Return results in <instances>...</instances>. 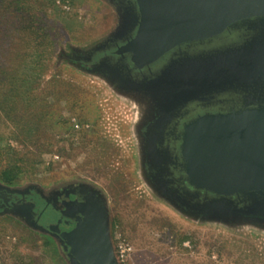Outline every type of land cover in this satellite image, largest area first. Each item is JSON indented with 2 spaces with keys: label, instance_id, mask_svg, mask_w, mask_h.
I'll return each mask as SVG.
<instances>
[{
  "label": "rangeland",
  "instance_id": "374dc122",
  "mask_svg": "<svg viewBox=\"0 0 264 264\" xmlns=\"http://www.w3.org/2000/svg\"><path fill=\"white\" fill-rule=\"evenodd\" d=\"M13 3L0 0V49L9 35L6 48L24 56L11 69L23 79L11 80L9 97L11 81L0 82V264H73L63 243L32 220L30 205L11 203L29 192L61 206L64 197H88L89 211L104 217L117 264H264V215L194 209L152 162L144 115L153 107L140 97L158 92L87 64L123 32L121 7L114 0H27L23 26ZM32 22L21 40L18 32ZM36 31L44 33L32 43ZM189 77L170 85L171 93L188 99ZM14 165L17 175L9 172Z\"/></svg>",
  "mask_w": 264,
  "mask_h": 264
},
{
  "label": "water",
  "instance_id": "95a60500",
  "mask_svg": "<svg viewBox=\"0 0 264 264\" xmlns=\"http://www.w3.org/2000/svg\"><path fill=\"white\" fill-rule=\"evenodd\" d=\"M139 7L143 34L128 50L139 68L185 44L239 42L183 61L189 65L181 70L193 79L191 101L229 91L238 96L202 102L181 118L180 145L165 176L194 209L264 215V0H140ZM146 43L150 49L141 52ZM203 68L207 72L198 74ZM81 223L64 236L72 263L117 264L104 217L89 211Z\"/></svg>",
  "mask_w": 264,
  "mask_h": 264
},
{
  "label": "flooded vegetation",
  "instance_id": "af4514ba",
  "mask_svg": "<svg viewBox=\"0 0 264 264\" xmlns=\"http://www.w3.org/2000/svg\"><path fill=\"white\" fill-rule=\"evenodd\" d=\"M125 13L124 15V29L123 32L108 43L107 46L96 51L87 60L89 67H104L107 70H112L119 75V79L123 83L137 84L142 90L154 88L158 93H145L141 95L140 99L150 104L146 105V108L150 106L149 113H145L144 121L146 124H150L147 129L149 133V148L152 162L158 163L162 166V169L168 167L172 162V151L175 152L180 145V129L183 120L181 118L187 114L192 108L206 104V101H215L212 99H226V97H215L212 99L200 101H191L181 97L178 93L172 94L173 84H178L182 81V75L184 76L188 71H182L181 65L187 66L189 63H183L185 60L194 58H204L209 56L211 52L216 48L228 49L233 45V41L230 40H216L205 43H192L185 44L180 49L170 52L163 56L158 62L147 68H139L132 61V54L128 52L130 44L138 38L139 33H142L144 25L142 23V14L140 10V0H114ZM147 38V37H146ZM148 48H141V52H146L150 49V44L146 43ZM145 46V47H146ZM183 63V64H182ZM176 66V68L169 69ZM204 67V65L202 64ZM189 74V73H188ZM169 85V86H168ZM140 88V89H141ZM180 89V88H178ZM159 91H161L159 93ZM162 91H164L162 93ZM188 98V97H187ZM162 100L161 117H158V101ZM143 121V122H144ZM180 122V124L178 123ZM178 123V124H177ZM148 126V125H146ZM147 128V127H146ZM156 160V161H155ZM162 170V171H163ZM168 181L169 177L164 176ZM169 188H175V185L168 184ZM11 203L22 205H30L32 207V220L45 231L54 235L63 246H65L64 236H69L73 233L82 221L86 218L87 212H89L91 200L78 193L73 194L70 197H64L62 206L56 205L55 202L45 199L36 192H29L25 195H16L11 197ZM10 198V199H11ZM55 228V229H54ZM68 256V253H66Z\"/></svg>",
  "mask_w": 264,
  "mask_h": 264
},
{
  "label": "trees",
  "instance_id": "16d2710c",
  "mask_svg": "<svg viewBox=\"0 0 264 264\" xmlns=\"http://www.w3.org/2000/svg\"><path fill=\"white\" fill-rule=\"evenodd\" d=\"M12 6L13 7H11V10L13 11V13L17 14V20H19L20 25L22 24L24 26V24H25V22H24L25 19L24 18L28 16V13H27L28 12L27 0H15V3H13ZM11 10H10L9 13L12 12ZM32 21L35 24L37 22H40V21H37L35 17H32ZM33 22H32V25L29 28L27 27L26 29H21V31L18 32V34L21 35V38H20L21 40H24V39L27 40L28 39V36H27L28 33H25V32H30L31 30H33L32 29V28H34V23ZM41 31L34 32L35 36L32 39V43H36L38 41V39L41 38V36L43 35L42 33H44V32L41 33ZM8 40H11V38H10L9 35L5 34L4 35V39L2 40L3 44L5 43V45H6ZM5 45L2 46L3 47L2 49H4V50L0 49V82H10L11 80H13V81H16V83L21 84L19 81L23 79V74L22 73L18 74L17 72L13 73L12 69H11V62L13 60H15V61L18 60V62L21 63L22 59L24 58V56L22 54H20V52L11 51V49H9V47L6 48ZM40 46H42V45H40V44L37 45L36 53L39 52ZM13 53H16V54L14 55ZM35 56H36V54H35ZM11 83H12V81L9 84V88L11 90L6 93L7 95H3V96L9 97L12 94V91L15 90V86L11 87V85H12ZM18 90L19 89H16V91H18ZM23 94H25V93H23ZM19 169H20L19 167L14 165L13 168L10 169L9 172H12V174L14 173L15 175H17ZM11 179L12 178H10L9 180H11Z\"/></svg>",
  "mask_w": 264,
  "mask_h": 264
}]
</instances>
